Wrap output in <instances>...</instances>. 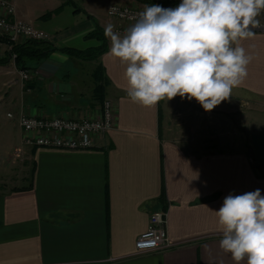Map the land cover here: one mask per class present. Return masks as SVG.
<instances>
[{"label": "crops", "instance_id": "1", "mask_svg": "<svg viewBox=\"0 0 264 264\" xmlns=\"http://www.w3.org/2000/svg\"><path fill=\"white\" fill-rule=\"evenodd\" d=\"M8 1L15 19L44 31L58 50L30 64L27 82L11 58L0 62V264H235L219 247L215 211L229 194L260 189L264 195V31L240 42L253 59L228 100L206 112L195 99L175 97L188 106L187 116L197 103L199 116L237 121L227 131L225 148L196 151L160 135L167 99L151 108L133 103L125 91V65L109 54L104 29L115 19L107 16L108 5L138 1ZM96 28L106 39L97 58L83 60L61 50L98 46L100 40L88 37ZM7 54V47H0V58ZM105 99L114 127L96 136L92 148L23 146L19 113L93 117ZM240 116L247 118L246 132L238 128ZM25 160L27 183L21 173ZM161 209L172 246L136 253L135 240L150 214Z\"/></svg>", "mask_w": 264, "mask_h": 264}, {"label": "clouds", "instance_id": "2", "mask_svg": "<svg viewBox=\"0 0 264 264\" xmlns=\"http://www.w3.org/2000/svg\"><path fill=\"white\" fill-rule=\"evenodd\" d=\"M114 11V9L110 10ZM264 0H182L176 8L145 5L121 34L108 24L109 54L125 65L127 97L143 107L179 96L206 112L232 97L253 57L241 46L264 27ZM219 247L235 264H264V195L229 194L215 211Z\"/></svg>", "mask_w": 264, "mask_h": 264}, {"label": "built area", "instance_id": "3", "mask_svg": "<svg viewBox=\"0 0 264 264\" xmlns=\"http://www.w3.org/2000/svg\"><path fill=\"white\" fill-rule=\"evenodd\" d=\"M137 6L112 3L106 14L115 19L114 31L123 34L134 23L137 14L145 5L175 3L177 0H136ZM114 9V11H110ZM14 6L8 0H0V47L11 51L14 43L24 40H47L46 33L33 25L14 18ZM14 54L10 55L13 60ZM23 82L30 81L32 72L18 70ZM8 118H13L7 113ZM16 122L22 131V144L25 147H47L61 150H85L94 146V138L110 131L113 127L111 102L103 100L99 112L93 117L68 118L60 114L32 115L19 113ZM135 252L145 253L164 250L172 246L167 233V212L165 209L150 214L147 228L135 240Z\"/></svg>", "mask_w": 264, "mask_h": 264}, {"label": "rangeland", "instance_id": "4", "mask_svg": "<svg viewBox=\"0 0 264 264\" xmlns=\"http://www.w3.org/2000/svg\"><path fill=\"white\" fill-rule=\"evenodd\" d=\"M260 19L264 23V14L261 15ZM252 31H264V27ZM190 108L192 115L187 116L185 112L188 106L185 107L183 104H179L176 98L173 101L169 100L165 111L166 115L160 116V135L167 134V136L176 140L181 139L196 151L208 152L220 147L225 148V144H230V136L227 131H230L237 124L236 120H232V116H199L198 113L202 110H200L197 103ZM246 127V116H240L238 119L240 132H246ZM237 139L241 146L245 138L240 133ZM25 162L27 164L21 173L22 176L24 175V183H27L30 164L29 160H25Z\"/></svg>", "mask_w": 264, "mask_h": 264}, {"label": "trees", "instance_id": "5", "mask_svg": "<svg viewBox=\"0 0 264 264\" xmlns=\"http://www.w3.org/2000/svg\"><path fill=\"white\" fill-rule=\"evenodd\" d=\"M88 37L97 38L100 44L96 47L79 50L75 48H62L61 50L70 56L80 59H95L106 50V39L102 31L98 28L94 30ZM58 50L48 40H24L14 43L11 51L7 55L0 58L1 63H6L11 54H14V65L17 70H30L31 63H38L45 59L50 53Z\"/></svg>", "mask_w": 264, "mask_h": 264}, {"label": "water", "instance_id": "6", "mask_svg": "<svg viewBox=\"0 0 264 264\" xmlns=\"http://www.w3.org/2000/svg\"><path fill=\"white\" fill-rule=\"evenodd\" d=\"M252 30H258V28L252 29Z\"/></svg>", "mask_w": 264, "mask_h": 264}]
</instances>
